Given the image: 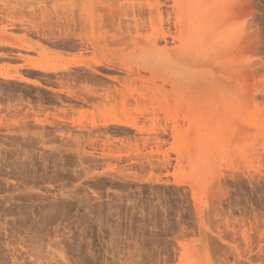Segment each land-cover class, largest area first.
<instances>
[{"label":"rangeland","instance_id":"rangeland-1","mask_svg":"<svg viewBox=\"0 0 264 264\" xmlns=\"http://www.w3.org/2000/svg\"><path fill=\"white\" fill-rule=\"evenodd\" d=\"M232 1L0 0V264H264V0ZM107 75L128 105L66 94Z\"/></svg>","mask_w":264,"mask_h":264},{"label":"bare ground","instance_id":"bare-ground-1","mask_svg":"<svg viewBox=\"0 0 264 264\" xmlns=\"http://www.w3.org/2000/svg\"><path fill=\"white\" fill-rule=\"evenodd\" d=\"M75 1H77V0H75ZM214 1H217V0H214ZM237 0H233L232 2H230V3H233V2H236ZM184 3V2H183ZM237 4V3H236ZM75 5V4H74ZM207 5V4H206ZM232 5V4H231ZM155 6V5H154ZM239 6V5H238ZM228 7L230 8V5H228ZM232 7H234V5L232 6ZM160 8H161V6H160ZM158 6H156L155 8H154V10H151V8H149V10L147 11V13H149V15L151 14V16L153 15V13H150V12H152V11H156V13H158V20H159V16H161V13L159 12L160 9ZM209 8H211V5H210V7ZM213 6H212V9L211 10H213ZM225 8L227 9V6H225ZM142 9V8H141ZM223 9V8H222ZM132 10V9H131ZM138 10H140V9H138ZM210 10V11H211ZM223 10H225V9H223ZM75 11V10H74ZM142 12H145V8H144V11L143 10H141ZM162 11V10H161ZM249 11V10H248ZM133 12V11H132ZM140 12V11H139ZM225 12V11H224ZM57 13H59V11L57 12ZM156 13H155V15L154 16H156ZM210 13V12H209ZM234 13V12H233ZM65 14V13H64ZM208 14V13H207ZM207 14L205 15V17L207 16ZM212 13H210V15H211ZM62 15V14H61ZM176 15H178L179 16V14H176ZM215 15V14H214ZM149 17V18H147V20H146V23L148 24L149 23V25L151 26V23L153 22V24H154V17ZM178 16H176V17H178ZM223 16V15H222ZM229 16V15H228ZM227 16V17H228ZM180 17V16H179ZM139 18V17H138ZM170 18V17H169ZM169 18H167V20L169 19ZM134 19V18H133ZM141 19H142V17H141ZM153 19V20H152ZM176 20L177 19H179V18H175ZM180 19H181V17H180ZM140 20V19H139ZM139 20H134L133 22H135V27H136V32H137V34L140 36V34L139 33H141V31L138 33V29H137V27L139 28V26L142 24V22L141 23H139L138 21ZM50 21V20H49ZM75 21V20H74ZM77 21V20H76ZM75 21V22H76ZM140 21H143V20H140ZM148 21V22H147ZM178 21V20H177ZM177 21H175V22H177ZM226 21V20H225ZM95 22V21H94ZM77 23V22H76ZM81 22H80V20H79V24H80ZM159 23H161V22H159ZM178 23V22H177ZM76 25V24H75ZM86 25V24H85ZM143 26H144V24H142ZM149 25H147V26H149ZM132 26H134V25H132ZM142 26V27H143ZM153 26V25H152ZM186 26V25H185ZM141 27V26H140ZM184 27V26H183ZM179 28V27H178ZM141 29V28H140ZM146 29V28H145ZM183 29V28H182ZM141 30H144V29H141ZM146 31H147V29H146ZM183 31V30H182ZM131 32V31H130ZM143 32H145V31H143ZM168 32V31H167ZM166 31H161L160 30V33H157L155 36H151V35H146L145 36V41L143 42V44L145 43V44H147L148 45V47H153L154 48V51L157 53V54H159V55H166V54H169L172 50H176L177 48H173V49H169L167 46V40H166V36H167V34H169V35H171L170 33H167ZM98 33V32H97ZM133 33L135 34V32L133 31ZM98 34H100V33H98ZM107 34V33H106ZM145 34V33H144ZM176 34H178V33H176ZM92 35V34H91ZM114 35V34H113ZM129 35H131V33L129 34ZM173 35V34H172ZM179 35H181V33L179 34ZM178 35V36H179ZM97 36V35H96ZM103 36H104V34H103ZM177 36V35H176ZM176 36L174 35L173 36V38H174V40H176L175 38H176ZM92 37H93V35H92ZM98 37V36H97ZM106 37V36H105ZM110 37H112V38H115L114 36H110ZM137 37V36H136ZM136 37H134L133 38V36L131 37V38H133L134 39V41L133 42H136L137 40H138V38H136ZM142 36H140L139 38H141ZM103 38V37H102ZM101 38V39H102ZM168 38V37H167ZM172 38V39H173ZM179 38H181L180 36H179ZM79 39V38H78ZM81 39V38H80ZM137 39V40H136ZM142 39V38H141ZM160 39H161V41L163 40L164 41V45H163V47H157L158 46V44L159 43H157L158 41H160ZM105 40V39H104ZM103 40V41H104ZM181 40H182V38H181ZM180 40V41H181ZM83 41V40H82ZM99 41V40H98ZM98 41H96L97 43H98ZM128 41H129V39H128ZM141 41H143V40H141ZM141 41H139L138 40V42H141ZM182 41H184V39L182 40ZM85 42V41H84ZM101 42V41H100ZM109 41L108 40H106V43H108ZM111 42H113V43H116V44H118V43H120L119 41H111ZM137 42V43H138ZM173 42V41H172ZM83 43V42H82ZM87 43V42H86ZM90 43H92V42H90ZM142 43V42H141ZM85 44V43H84ZM88 44V43H87ZM93 44V43H92ZM124 44V43H123ZM130 44V43H129ZM134 44V43H133ZM136 44V43H135ZM90 45V44H89ZM112 45V44H111ZM128 45V44H127ZM93 46V45H92ZM115 46H117V45H115ZM119 46V45H118ZM129 46V45H128ZM86 47V46H85ZM126 47V46H125ZM175 47V46H174ZM91 48V47H90ZM179 48V47H178ZM92 50H95L94 48L92 49ZM97 50V49H96ZM96 52V51H95ZM118 52V51H117ZM98 53V52H97ZM97 55V54H96ZM118 55V54H117ZM94 56H95V54H94ZM96 57V56H95ZM105 59H103V60H99L98 58H97V60L98 61H96V63L97 64H99V65H104L105 64V66H107V67H109V68H111V69H113V68H118V69H120V70H122V71H125L127 74H129V75H132L133 73L130 71V68L128 67L129 65H125L124 64V62H122V59H120V58H118V59H114V57H112V58H109V57H104ZM83 59V58H82ZM83 62H84V60H83ZM73 62V63H71L70 65H72V64H74V65H79V64H84L83 66H86L87 68H89V69H91V71H93L94 73H98V74H102V73H100V71L98 72L95 68H92V67H90L91 66V64H89L90 66H88L86 63H88V62ZM94 64V63H93ZM92 64V65H93ZM70 65L68 66H62L64 69H66V68H69L70 67ZM96 65V64H95ZM249 65V64H248ZM31 69H34V70H38V71H42V72H57L60 68L59 67H55V66H46V65H43V64H39V63H29V65H28ZM61 67V68H62ZM100 69V68H99ZM116 69H114V70H116ZM117 69V70H118ZM148 69V68H147ZM137 71V70H136ZM120 72V71H119ZM138 72V74L139 73H141V72H139V71H137ZM72 73V72H71ZM136 73V72H135ZM156 73V72H155ZM104 74V73H103ZM102 74V75H103ZM137 74V73H136ZM136 74H134L135 76H136ZM137 74V76H140V74L138 75ZM67 75V74H66ZM71 75V74H70ZM94 75V74H93ZM150 75H152L151 77H154V74H150ZM106 76V75H105ZM120 76V75H119ZM142 76V75H141ZM144 76V75H143ZM71 78H70V81L71 82H75V81H77V80H80V79H82L83 81L84 80H90V81H95V79L90 75L89 77L87 76L86 77V75H85V77L83 76L82 77V75H80L79 77H77V76H70ZM107 77L109 78V79H111L112 81H114V82H116V83H119V84H121V88H119V87H116V85L114 86V85H107L106 87H102V90H103V92L102 93H98L97 91H94V89L92 90V89H89L88 87V89H81V90H72V88L71 89H68V90H66L65 89V91H66V94L69 96V97H72V98H74V99H77V100H80V101H82V102H84V103H88L89 101H88V99L90 98V100H92V102L93 101H95L96 102V100H97V98H98V96L99 97H101V98H103V99H107V100H111V104H113V103H115V102H120L122 105H124V106H126V105H128L127 103H128V101H129V98H131V97H133V93L136 91V89L137 88H134L133 86H131V84H130V82L132 83V79H130L132 76H130V78H126V77H118V76H109V75H107ZM145 78H146V76H144ZM148 77V76H147ZM151 77H149V78H151ZM155 77H156V75H155ZM69 78V77H68ZM80 78V79H79ZM145 78H143V80L145 79ZM66 79V78H65ZM152 79V78H151ZM158 79V78H157ZM81 80V81H82ZM143 80H142V86H143ZM148 80V79H147ZM68 81H69V79H68ZM139 81H141V80H139ZM138 81V83H140L141 84V82H139ZM152 81V80H151ZM163 81V80H162ZM80 82V81H79ZM92 82V83H93ZM104 82L106 83V81L104 80ZM129 82V83H128ZM136 82V81H135ZM145 82V81H144ZM155 82V81H154ZM164 82H166V81H164ZM102 83V82H101ZM105 83H103L102 85L103 86H105ZM156 83H158V81L156 82ZM167 83V82H166ZM63 84H65V82L63 83ZM89 84V83H88ZM93 84H97V83H93ZM99 84V83H98ZM97 84V85H98ZM35 85H39V83L37 82V83H35ZM101 85V84H100ZM100 85L98 86V87H100ZM101 85V86H102ZM133 85V84H132ZM151 85V84H150ZM149 85V86H150ZM153 85H155V84H153ZM160 84H158V86H159ZM136 86V85H135ZM141 86V85H140ZM145 86H147V87H149L148 85H145ZM155 86H157V84L155 85ZM174 86V85H173ZM70 87V86H69ZM72 87V86H71ZM75 87V86H74ZM90 87V86H89ZM95 87H97V86H95ZM139 87V86H138ZM151 88H152V86H150ZM50 88V87H49ZM77 88V87H76ZM94 88V87H93ZM158 88H160V86L158 87ZM163 88V87H162ZM166 87H164V90H166L165 89ZM141 89V88H140ZM143 89V88H142ZM145 89H147V88H145ZM149 89V88H148ZM156 89V87L154 88V90L153 91H156L155 90ZM96 90H100V89H96ZM158 90V89H157ZM60 91H62V90H60ZM64 91V92H65ZM101 91V90H100ZM143 91H144V89H143ZM146 91V90H145ZM147 91H149V90H147ZM172 91V90H171ZM169 92V93H175V91L173 92ZM158 92H159V90H158ZM157 92V95L158 94H160V93H158ZM137 93V92H136ZM140 93V92H139ZM149 93V92H148ZM166 93V92H165ZM138 94V93H137ZM137 94H135V95H137ZM152 94H153V92H152ZM142 95V94H141ZM173 95H175V94H173ZM177 95V94H176ZM179 95V94H178ZM93 96H97V97H94V100H93ZM154 96V95H153ZM151 97V101H153V100H155V99H153V98H157L158 99V96L157 97ZM170 96H171V94H170ZM138 97V96H137ZM136 97V98H137ZM146 97H148V96H145V98ZM164 97H167L166 95L164 96ZM50 98V97H49ZM139 98H140V96H139ZM96 99V100H95ZM143 99V98H142ZM150 98L148 97V100H149ZM156 99V100H157ZM163 99V101H164V98H162ZM178 99H179V97H178ZM98 100H99V98H98ZM145 100V99H144ZM156 100H155V102H156ZM159 101L161 100L160 98L158 99ZM101 101V100H100ZM99 101V102H100ZM103 101V100H102ZM130 101H132V100H130ZM103 102H105V101H103ZM117 102V103H118ZM161 102H162V100H161ZM160 102V103H161ZM166 102V101H165ZM169 102V101H168ZM143 103V102H142ZM159 103V102H158ZM153 104H154V101H153ZM118 105V104H117ZM157 105V104H156ZM155 105V106H156ZM160 105H162L163 106V102H162V104H160ZM8 106V105H7ZM2 107V106H1ZM12 107V106H11ZM147 107V106H146ZM145 107V108H146ZM157 107V106H156ZM166 107H167V105H166ZM168 107H170L169 105H168ZM167 107V108H168ZM94 108H95V106H94ZM151 108V107H150ZM152 108H153V106H152ZM96 109V108H95ZM168 110V109H167ZM146 111V110H145ZM147 111H148V108H147ZM157 111H158V109H157ZM99 112H103V109L101 110V109H99ZM142 112V111H141ZM148 113V112H147ZM153 113H154V115H156L157 113H156V111H153ZM61 115V114H60ZM65 115V114H64ZM109 116V115H108ZM169 116H170V114H169ZM16 117V116H15ZM60 117V116H59ZM39 120V119H38ZM45 120V119H44ZM77 121H79V120H77ZM41 122V121H40ZM47 123L48 122V125H49V123L52 125V123L51 122H49L48 120H45L43 123ZM73 122V121H72ZM81 122V121H80ZM58 123V122H57ZM75 123V122H74ZM111 123H113V124H117V125H122V126H128V127H132V128H135V129H137L138 131H143L144 129H146L143 125L142 126H138L137 125V122H136V120H132V121H129L128 119L126 120H122V119H116V118H109V119H105V120H103L102 122H97V120L95 121L94 119H91L90 120V125H91V127L93 128H95L96 126H98V125H101V126H104V127H106V126H108L109 124H111ZM54 124V123H53ZM78 124H81L82 126H86V124H82V123H79L78 122ZM78 124H77V126H78ZM89 124V123H88ZM173 126V125H172ZM176 126V125H175ZM175 126H173V127H175ZM80 127V126H79ZM81 128H83V127H81ZM87 128V127H86ZM156 128V127H155ZM171 128V127H170ZM150 129H152V128H150ZM173 129V128H172ZM171 129V131H173ZM147 130V129H146ZM153 130H155V131H157L156 129H153ZM161 130H163V132L165 131L164 129H161ZM91 131V130H90ZM144 132V131H143ZM89 133V132H88ZM157 134V133H156ZM93 137V136H92ZM155 137V136H154ZM149 138H151V137H149ZM156 139H158L159 137L158 136H156L155 137ZM154 138V139H155ZM97 139V138H96ZM140 139V138H139ZM160 139V138H159ZM149 139L148 138H142V140H141V144L143 145V146H145L146 144H147V141H148ZM93 142H94V140H92ZM91 141V142H92ZM136 141V140H135ZM138 141V140H137ZM159 141V140H158ZM107 142H110V141H107ZM112 142V141H111ZM89 143V142H88ZM133 143H134V141H133ZM137 143H139V142H136V144ZM157 144H158V142H156ZM105 144V143H104ZM111 144V143H110ZM160 144V143H159ZM107 145V144H106ZM109 145V144H108ZM134 145H135V143H134ZM77 146V145H76ZM104 146V145H103ZM137 147V146H136ZM142 147V146H141ZM93 148V147H92ZM107 148V147H106ZM102 151H104V150H102ZM94 156V155H93ZM96 157V156H95ZM97 158V157H96ZM49 251V250H48ZM51 251H53V250H51ZM36 252V251H35ZM55 252V251H54ZM52 253V252H51ZM33 254V253H32ZM31 254V255H32ZM39 254V253H38ZM48 254V253H47ZM57 254H58V257L60 256L61 258L60 259H64L65 258V256H63L62 254L63 253H61V251H58L57 252ZM30 255V254H29ZM30 255V256H31ZM41 255V254H40ZM49 255V254H48ZM56 255V254H55ZM36 256V255H35ZM38 257V256H37ZM34 259V258H33ZM63 261V260H62Z\"/></svg>","mask_w":264,"mask_h":264}]
</instances>
